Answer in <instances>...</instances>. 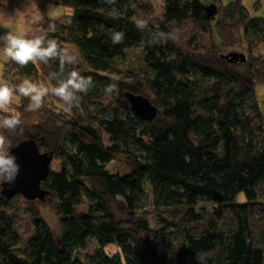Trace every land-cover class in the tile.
<instances>
[{
  "label": "trees",
  "instance_id": "obj_1",
  "mask_svg": "<svg viewBox=\"0 0 264 264\" xmlns=\"http://www.w3.org/2000/svg\"><path fill=\"white\" fill-rule=\"evenodd\" d=\"M60 2L70 22H53L50 35L76 48L77 69L86 68L83 75H91L94 86L69 114L47 100L38 112H26L28 100L22 98L15 109L25 135L12 143L33 139L42 154L59 161L60 171L51 172L41 188L55 198L62 242L34 213L23 243L16 200L33 201L7 198L0 185V264H264V114L256 94L264 85V19L252 18L242 0L226 6L214 0L216 20L201 0H165L163 20L141 32L134 25L141 0L126 10V0H118L116 18L102 0ZM171 21L179 31L192 22L197 32L186 46L170 39L151 43L147 32H167ZM111 29L125 33L122 43H112ZM197 33L210 38L200 42ZM241 40L249 58L227 60L223 51L233 52ZM142 45L152 77L131 76L106 93L113 81L103 75H121L113 61H125L129 50ZM6 67L3 78L13 75L15 83L40 73L48 78L58 62L22 68L9 61ZM128 93L146 97L157 107L156 117L137 116ZM118 156L130 159V172L107 169ZM147 187L155 207L173 209L177 221L160 215L154 228L147 213L139 214ZM204 202L212 209L201 208ZM112 204L127 218H118ZM177 232L182 239L175 245ZM91 239L98 248L82 259ZM110 245L117 253L107 254Z\"/></svg>",
  "mask_w": 264,
  "mask_h": 264
},
{
  "label": "clouds",
  "instance_id": "obj_2",
  "mask_svg": "<svg viewBox=\"0 0 264 264\" xmlns=\"http://www.w3.org/2000/svg\"><path fill=\"white\" fill-rule=\"evenodd\" d=\"M109 6L112 18L120 15L118 0H102ZM8 0H0V27L7 31L0 35V57L7 58L20 67L30 63L48 65L50 61L58 62V70L47 79L35 80L29 77L19 82H9L0 78V185L12 184L20 174L21 166L13 149L18 145L12 143V137H23L25 126L22 114L14 107L22 98L28 100L24 111L35 113L44 107L48 98H55L68 109L80 106L81 98L94 86L93 77L85 76L77 69L79 55L62 45L50 32L54 26L50 21L53 13L59 12L62 5L50 4L45 14L41 11L38 0H22L21 6L11 12L5 11ZM134 0H126L123 8H135ZM49 21L45 26V19ZM135 27L145 32L148 21L143 17L134 20ZM149 41L158 44L179 36L175 21L170 22L169 31H148ZM125 33L116 29L109 31V38L114 45L123 42ZM118 91L117 83L106 86V93Z\"/></svg>",
  "mask_w": 264,
  "mask_h": 264
},
{
  "label": "rangeland",
  "instance_id": "obj_3",
  "mask_svg": "<svg viewBox=\"0 0 264 264\" xmlns=\"http://www.w3.org/2000/svg\"><path fill=\"white\" fill-rule=\"evenodd\" d=\"M234 0H220V2L226 6L232 3ZM244 7L249 11L252 18H262L264 19V1L260 3V5L256 6L257 0H242ZM164 3L165 0H141V8H137V17H143L148 21V26L155 25L157 26L159 22H161L164 18ZM201 3L206 7L209 15L211 18L216 20L217 18V6L215 5L214 0H201ZM66 17L63 18V21H66L67 23L70 22V13L69 11L65 12ZM197 32V25L188 22L183 26L181 31H179V36L176 39H170L174 43L178 45H184L188 43L191 36ZM198 38H200V42H205L210 38L208 35H203L200 33H197ZM68 48L74 50L77 54V50L75 47L68 45ZM261 51L263 52L264 56V49L261 47ZM223 53L227 56L231 55L232 53L237 54H243L246 59L249 58V52L247 49V44L243 40H241L240 44L233 52L229 51H223ZM256 55H261L260 53H256ZM146 52L144 50V45L131 49L127 52V59L125 61L115 59L113 61V64L115 68L120 72L119 77H113V76H107L103 75L104 77L110 78L111 81L117 82V81H130L131 76H137L142 79V76H146L148 78L152 77V71L150 66L145 62ZM81 64V61L78 65ZM77 65V66H78ZM7 68V71L5 69ZM4 72V73H3ZM9 72V68L5 66L3 61H0V74L4 75L5 73ZM81 74H84L87 72L86 68H83L80 70ZM2 75V76H3ZM13 76V75H12ZM12 76L8 79H6L9 82L12 81ZM39 79H47L43 76L42 73H40L39 77L36 80ZM14 83V82H13ZM256 94L258 96V100L262 109V112L264 114V85H258L256 88ZM22 100V99H21ZM20 100V101H21ZM48 103L51 105V107L56 110L57 112H61L64 114H69L72 110L66 108L63 106L58 100L55 98H48ZM105 103L109 102L108 100L104 101ZM20 103V102H19ZM19 103L15 104L14 107L16 108ZM93 110V108H91ZM232 125H238L237 121H233ZM52 172H59V161L57 159H54L51 165ZM107 169L112 173H121L125 174L132 170V163L129 158L125 156H118L112 163H110L107 167ZM16 204L18 206L22 207V210L20 214L18 215V230L21 233L23 237V243L28 240L32 233L33 229V221H34V213L40 218H42L45 222L48 223L52 233L54 234V237L57 241V243L61 244L62 242V231H61V225H60V219L57 216L54 208L55 204V198L52 195H47L45 201L36 200L35 202H28L24 200V198H19L16 200ZM201 208H205L207 210L212 209V205L209 203L204 202L201 205ZM112 212L118 217V218H127V214L123 211L120 205L112 204L111 205ZM139 214L147 213L148 221L152 227H157L160 224L159 222V216H163L168 218L169 220H175L177 221L178 214L173 209H157L154 204V199L152 195V191L150 187L146 188V194L143 198V201L140 205ZM181 236L177 232L172 236L173 244L177 245L181 242ZM21 250L22 249V243L19 245ZM98 248V244L96 240L89 241V245L85 250H82L80 252V256L82 259H86V254L91 253L94 250ZM118 247L110 245L106 247V252L108 255H113L117 253ZM23 252V251H22Z\"/></svg>",
  "mask_w": 264,
  "mask_h": 264
},
{
  "label": "water",
  "instance_id": "obj_4",
  "mask_svg": "<svg viewBox=\"0 0 264 264\" xmlns=\"http://www.w3.org/2000/svg\"><path fill=\"white\" fill-rule=\"evenodd\" d=\"M229 61L245 62L243 54H231L225 56ZM127 98L133 112L140 118L152 121L157 115V107L146 97L141 95L127 94ZM13 154L17 157V163L21 170L16 181L12 184L2 185V195L13 198L22 195L31 201H45L48 192L41 188V183L46 181L52 172V158L39 151L37 142L33 139L22 141L13 149Z\"/></svg>",
  "mask_w": 264,
  "mask_h": 264
},
{
  "label": "crops",
  "instance_id": "obj_5",
  "mask_svg": "<svg viewBox=\"0 0 264 264\" xmlns=\"http://www.w3.org/2000/svg\"><path fill=\"white\" fill-rule=\"evenodd\" d=\"M21 3H22V0H8V6L7 8L5 9V11H8V12H11L13 9L17 8V7H20L21 6ZM38 4H39V7L41 9L42 12H44L45 14L47 13L48 11V7L50 4H54L56 6H59L61 4L60 0H38ZM62 5V4H61ZM3 10L0 9V12H2ZM66 9L62 6L59 10V12H54L53 13V19L50 21V23H59L61 21H63V18L66 17L67 14H65ZM47 23H49L48 19H47V16H46V19H45V26L47 25ZM0 29H5L3 27H0ZM7 30V29H6ZM0 61H3L5 66L6 64L10 61L8 60L7 58H3V57H0ZM1 75V74H0Z\"/></svg>",
  "mask_w": 264,
  "mask_h": 264
},
{
  "label": "built area",
  "instance_id": "obj_6",
  "mask_svg": "<svg viewBox=\"0 0 264 264\" xmlns=\"http://www.w3.org/2000/svg\"><path fill=\"white\" fill-rule=\"evenodd\" d=\"M5 71H7V68L5 69ZM4 73V72H3ZM3 75V74H2ZM2 75H0V78H3V76ZM5 79V78H4Z\"/></svg>",
  "mask_w": 264,
  "mask_h": 264
}]
</instances>
